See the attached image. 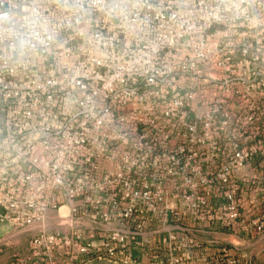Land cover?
Masks as SVG:
<instances>
[{
	"label": "built area",
	"instance_id": "2783aa9c",
	"mask_svg": "<svg viewBox=\"0 0 264 264\" xmlns=\"http://www.w3.org/2000/svg\"><path fill=\"white\" fill-rule=\"evenodd\" d=\"M0 224L17 264H258L264 0H0Z\"/></svg>",
	"mask_w": 264,
	"mask_h": 264
},
{
	"label": "rangeland",
	"instance_id": "374dc122",
	"mask_svg": "<svg viewBox=\"0 0 264 264\" xmlns=\"http://www.w3.org/2000/svg\"><path fill=\"white\" fill-rule=\"evenodd\" d=\"M254 137H243V136H224L220 140L221 144L226 145L227 147H231L234 144H240L242 146H248L252 143ZM224 155V164L226 163V159L230 157L232 153L229 151L220 153ZM62 213H67V208L62 209ZM23 241V242H22ZM29 246L27 241L19 238L18 235L13 234L10 227L6 224H0V257L6 256H14V255H25L29 254ZM252 251H256V249H252Z\"/></svg>",
	"mask_w": 264,
	"mask_h": 264
},
{
	"label": "crops",
	"instance_id": "0c3cea01",
	"mask_svg": "<svg viewBox=\"0 0 264 264\" xmlns=\"http://www.w3.org/2000/svg\"><path fill=\"white\" fill-rule=\"evenodd\" d=\"M19 238L24 241L29 240V235H18ZM231 239L243 246L244 251L248 255H252L256 258L258 264H264V230L262 232H252L250 236L243 235H233ZM23 242V241H22ZM256 249V251H252ZM28 260H30L28 258ZM27 263H30L29 261ZM0 264H17L16 260L12 256L0 257Z\"/></svg>",
	"mask_w": 264,
	"mask_h": 264
},
{
	"label": "bare ground",
	"instance_id": "6f19581e",
	"mask_svg": "<svg viewBox=\"0 0 264 264\" xmlns=\"http://www.w3.org/2000/svg\"><path fill=\"white\" fill-rule=\"evenodd\" d=\"M63 209V208H62ZM62 209H61V212H62ZM64 209H66L65 207H64ZM63 214V213H62ZM66 214V213H65ZM65 214H63V215H65Z\"/></svg>",
	"mask_w": 264,
	"mask_h": 264
}]
</instances>
